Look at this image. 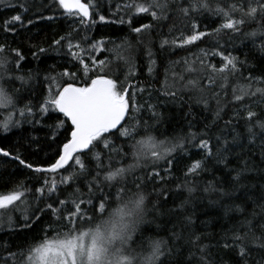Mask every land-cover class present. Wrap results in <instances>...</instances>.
<instances>
[{"label":"trees","instance_id":"1","mask_svg":"<svg viewBox=\"0 0 264 264\" xmlns=\"http://www.w3.org/2000/svg\"><path fill=\"white\" fill-rule=\"evenodd\" d=\"M94 2L97 8L86 25H81L78 18L64 14L62 9L55 6L53 0H4L0 3V45L8 46V50L3 55L11 56V49H19L25 57L20 62L18 71L15 69L13 60V63L9 65L8 74L24 76L25 79L29 74L32 77L28 84L24 85L22 90L24 99L17 105V109L29 103L33 106V114L26 113L23 117L19 115L18 110L0 108V122H3L9 114L13 121H21L19 126L10 125L7 132L0 128V149L11 154L9 157L0 154V195L9 194L21 184L29 190L25 193L23 201L19 203L18 211L11 213L14 220L13 225L7 224L6 216L5 222L0 224V264H25L29 249L39 245L44 239L62 240L70 228L75 229L72 231L73 236L79 235V232L95 227V224L107 215L101 217L99 213H96V218L92 222H80L73 226L69 225L66 220L58 221L57 217L48 211L33 227L23 226V215L33 212L37 204L43 208L46 204L53 203L55 207L60 208L58 201L67 200L69 204L65 206L64 213H61L66 214L67 208L71 207L74 190L78 186L85 200L84 210L89 215H93L92 205L87 204V188L84 186L83 179L79 181V184L73 183L71 187L58 183L56 192L48 193L45 190L41 198V194L35 189L41 186L43 174L34 173L12 159L13 156L19 154L33 166L47 167L55 162L59 148L66 142V137L70 132L68 124L65 125L68 131H65V128L59 129L55 140L52 138L53 129L50 127L66 118L52 111L47 114L41 113L39 106L44 100L48 87L46 76L56 77L61 85L70 82L75 86H84L90 82L85 78L83 66L74 60L69 52L67 47L69 40L73 45L79 43L85 50L81 52L80 49L73 48L72 51L80 53L89 68H94L90 56H95L100 60H109L111 63L107 74L109 76L113 73L118 75L124 87L130 86L129 95L135 93L136 104L140 107V111L131 113L127 123L122 122L124 127L136 121L147 122L151 125L148 132L157 140H172L178 136L187 137L189 132L201 134L205 126L209 125L213 144L216 143L215 136L220 135L221 132H223L222 139H227L229 142L232 141L233 136L240 133L239 143H230L229 152L224 153L230 161L227 167L224 164H216L214 159L209 160L206 161V168L210 170L201 171L195 179L188 178L191 182L190 186L195 189L191 194L184 188L178 189L177 185L185 183L184 173L188 166L193 161L203 158V151L196 147L199 144V135L195 140L189 138L183 149H176L172 153L173 165L170 172H164L167 167L165 160L157 162V170L169 178L163 183L145 182L142 191L147 197L145 203L148 209H151L157 201L163 202L167 197V202L163 203L160 209L164 214L157 216L152 213L145 217L152 223H142L138 226L134 234L137 243L133 247L139 251L138 245L141 239L145 241L148 238L171 239L174 253L179 250L178 258L184 264H203L200 259L202 254L198 250L200 245L208 246L203 254L207 264H245L235 250L225 249L223 243L225 239L231 242L230 237L237 229L246 230L242 228V222L252 218L251 214L254 209L259 212L253 200H258L261 195H264V188L261 187L264 185V172L247 173L240 183L248 187L237 190L231 182V176L235 175L231 170L240 163L237 159L238 155L243 157L245 153L253 152L255 155L251 157V161L260 168H264V164L260 163L261 141L257 139L255 145L248 144L246 125L243 120L238 123L233 121L234 130L233 128L226 129L224 122L232 117L235 110L240 107V105L229 103L232 100L233 87L237 89L241 86L246 87L248 80L245 78L250 76L264 78V52L258 47L260 40L257 39L253 43L252 40L245 38V34L257 28L258 24L248 23L243 26L240 33H233L229 30L215 33L214 30L219 28L225 19L222 15L217 16L211 12H197L185 19L175 11L173 6L169 12V19L156 21L150 14H135L134 8H125L126 4H147L149 0H94ZM176 2L179 3L180 0ZM236 2L238 0H209L213 9L219 6L225 11L228 10L229 4ZM20 5H25L28 10L24 11ZM18 14L21 15V22L10 24L9 28L12 30L5 32V22ZM99 15L105 17V22L99 20ZM47 17H52V19H46ZM234 18L238 19V14ZM29 20L34 23L29 24ZM121 20L124 23H120ZM129 20L131 24L128 23ZM193 22L198 24L199 31L213 33V35L184 47L172 44L173 40L179 43L182 36L191 34ZM144 24H150L152 27L139 34L132 32V28ZM61 37H66L62 44H53V41ZM85 37L88 39L85 40ZM165 39L169 41V44L162 48L161 43ZM98 41H104L106 49L124 45L122 55L129 58L133 74L129 75L128 66L118 60L113 53L107 50L102 53L89 52V45ZM40 48L47 49V51L40 53ZM149 50L152 53L151 58L148 55ZM213 52H223L225 55L237 57L244 63L237 64L238 71L235 73L230 68L223 74L218 71L213 72L211 66L219 69L223 64L222 57L213 55ZM201 61H203V67ZM150 65L151 72L149 71ZM189 67H194L195 71L190 73ZM65 70L77 73V78L73 81L69 77L60 76L59 74ZM99 73L100 69L94 68L88 75L94 78ZM126 76H128L127 80H125ZM181 76L184 77L183 82L180 80ZM207 77L216 81L215 87H203ZM187 80L201 81L202 90L201 88L185 89L183 85ZM221 84H224V88L220 87ZM4 86L11 91L21 88V82L17 80ZM256 87H264V84L253 83V90ZM172 92L176 93L174 97L165 94ZM214 93L217 95L213 96ZM203 100L208 101L207 107L200 102ZM148 105H152L153 109L149 110ZM219 107H224L225 110L221 114L222 118L213 125V117ZM153 111L156 116H153ZM133 116L135 120L132 119ZM138 131L139 135H136L135 139H141L145 135L143 127H140ZM107 138L114 140L116 146L123 144L129 147L131 144V141H124L123 138L117 139L111 135ZM99 150L96 148L93 152ZM91 155L92 153H88V157ZM116 159L118 160L119 157ZM133 163L129 148L128 158L123 161V164L127 166ZM141 163L142 166L134 169L128 177L131 190L124 194V199L132 196L136 191L132 185L133 180L137 177H144L148 171L152 170L151 161L146 162L147 168L143 167L145 162ZM214 164L215 167H213ZM89 166L93 167L91 164ZM73 170L69 168L67 172L61 171L55 178L59 181L61 175H68ZM210 182L215 185L216 189H223L230 195L221 196L219 191L212 190L205 192L204 189ZM119 187L120 185H117L105 189L112 195V201L108 206L109 211L117 206ZM161 189L163 194L158 196L157 191ZM76 196L79 197L80 194L77 193ZM185 200L188 203L182 210L179 209L178 206ZM93 203L98 205L99 201L93 200ZM237 206L243 211H238ZM185 217H190L191 223H188ZM48 229L52 231L49 232ZM257 234H259L258 228ZM177 236L180 237L179 240L176 239ZM196 236L201 237L199 245L190 243ZM9 253L16 254L15 262L9 258ZM175 258L177 257L174 256L173 259ZM258 261L264 264V251L254 249L249 254L247 264H257Z\"/></svg>","mask_w":264,"mask_h":264},{"label":"snow or ice","instance_id":"2","mask_svg":"<svg viewBox=\"0 0 264 264\" xmlns=\"http://www.w3.org/2000/svg\"><path fill=\"white\" fill-rule=\"evenodd\" d=\"M4 0H0L3 3ZM53 3L58 9H62L64 14L69 17H75L79 19L81 25L89 23L94 10L97 8V4L94 0H53ZM175 7L182 17L185 19L192 17L194 13L206 11L211 12L217 16H223L225 22L215 29V33H220L223 30H229L233 33H240L243 26L248 23H257L258 27L245 34L246 39H250L255 43L257 39L260 40L259 49L264 52V0H238L236 3L228 5V10L217 6L212 8L209 0H180L179 3L176 0H149L147 4L131 3L126 4L125 8L135 9V14H150L153 20H167L170 18L169 12ZM24 11H27L25 5H20ZM98 14V13H97ZM238 14L239 18L234 17ZM44 18V17H41ZM46 19H52L47 17ZM21 15H15L11 20L6 21L4 25V31L8 32L12 29L9 28L10 24L21 22ZM99 20L105 22V17L99 15ZM29 24L34 21L29 20ZM95 23V21H92ZM120 23H124L123 20ZM131 24V21H128ZM150 24H144L140 27L132 28V32L141 33L150 29ZM199 26L193 22L191 24V34L182 36L180 42L177 43L173 40L171 43L177 47H184L186 45L194 44L197 41L203 40L204 37L213 35V33L201 32L198 30ZM70 35V34H69ZM66 39L61 37L59 40L53 41V44L60 45ZM88 38L85 37V40ZM169 44L167 39L163 40L161 47ZM69 52L74 60H77L82 66L85 74V78L90 82L84 86H75L74 83L65 82L63 85L59 84L56 77L46 76L45 80L48 82L46 95L44 100L39 106L41 113L47 114L49 111L60 113L65 117L64 120H59L57 124L51 125L53 129L52 138L56 139L57 132L61 128H65L68 124L70 132L66 137V142L58 150V158L54 163L43 166H33L27 163L25 159L21 158L19 154L12 157V159L18 161L19 165L31 170L34 173L43 174V180L41 186L36 188L35 191L41 194V198L45 190L48 193H54L57 191L59 184H64L69 187L73 183L79 184V181L83 179L84 186L87 188L88 200L87 204L92 205L93 215H89L83 208L85 200L82 198L83 193L78 186L73 193V199L71 201V207L67 208L66 214L64 213L65 206L69 204L67 200H59L58 203L61 206L57 208L53 203L46 204L43 208L37 204L36 209L30 214L23 215V226L25 228H31L36 222H38L44 213L50 211L56 217L57 220H66L69 225H76L80 222H92L96 218V213H99L102 218L95 224V227L88 229L87 231L79 232V235L73 236L72 231L74 228H70L64 239L62 240H48L44 239L39 245L29 249V255L25 258L26 264H184L179 256V250L174 249L171 246V239L148 238L140 240L138 245L139 251L134 245L137 241L134 239V234L137 232L138 226L142 223H152L145 219L149 214L155 213L160 216L164 213L160 211L162 204L167 202V197L163 202L157 201L153 204L151 209L146 206L147 197L142 191L145 182L156 181L157 183H163L169 177L162 174L157 170V162L165 160L167 167L164 169L165 173L171 171L173 165L172 153L176 149H183L185 142L191 138L195 140L199 135V144L196 147L203 151V158L201 160L193 161L188 166L184 173L185 183L183 185H177V188H184L189 194L195 189L190 186L191 182L188 181L189 177L195 179L204 170H210L206 168V161L215 160L216 164H224L227 167L228 156L224 153L229 152V144H238L240 133L233 136L232 141L222 139L223 132L220 135L215 136L216 143H212L211 126L206 125L205 130L201 134L189 132L188 136H178L172 140H157L156 137L148 132L151 125L147 122L136 121L129 124L128 127H124V123L131 113L140 111V107L137 106L135 100V93L129 95V87H124L123 82L119 81L118 75L115 73L112 76L107 74L109 69V60H100L95 56H90V60L94 68H99L100 73L94 78L89 77L88 73L93 71L94 68H89L85 63L84 58L80 53L72 51L73 48L80 49L81 52L85 51L81 48L80 44L73 45L71 40L67 45ZM124 45H116L112 49H106L104 41H98L89 45V52H103L105 50L113 53L115 57L126 64L129 68V75L133 74L132 64L129 58L122 55V49ZM8 50L7 45H0V108L18 110L19 115L23 117L26 113L28 115L33 114V106L25 104L23 107L17 109V105L24 99L22 90L24 85H27L29 80L32 79L29 74L28 78L24 76H12L9 75V65L15 61V69L18 71L20 68V62L25 59L19 49H11V56L3 55ZM47 49L40 48L39 52L44 53ZM213 55H219L222 57L223 64L219 69L215 66H211L213 72L225 73L229 68L233 73L238 71L237 64L244 63L238 60L237 57L225 55L223 52H213ZM36 55L35 53L33 54ZM149 58H151V51L149 50ZM154 63V61H152ZM187 63V61H185ZM202 67L203 61H201ZM151 65L149 71L151 72ZM188 71L194 72V67H189ZM62 77H69L73 81L77 78V73L69 72L65 70L59 74ZM128 76L125 77V80ZM248 80V85L241 86L239 89L233 87L231 104L240 105L234 112V115L224 122V127L233 128V121L237 123L241 120L245 122V131L248 137V144L255 145L257 139L260 143V163L264 164V87L252 88L253 83L264 84V78H245ZM19 80L21 82V88L12 89L11 91L4 85L7 83H14ZM180 80L183 82L184 77L181 76ZM227 80V77H225ZM201 81L187 80L184 83L185 89H198L201 88ZM216 81L211 77L206 78V83L203 87H215ZM54 86V87H53ZM224 88V84L220 85ZM202 90V88H201ZM142 91V89H141ZM166 95H176L175 92L165 93ZM217 95L216 93L213 96ZM208 106V101H200ZM219 105V101H217ZM226 107V106H225ZM148 109L152 110L153 106L148 105ZM224 107H219L218 111L213 117V125H215L221 118L224 112ZM241 113H244L241 115ZM153 116L156 113L153 111ZM135 120V117H132ZM20 120L13 121L11 114H9L3 122H0V128L7 132L11 126H19ZM143 127L145 129V135L141 139H135L136 135H139L138 129ZM65 131H68L65 128ZM118 133V135H117ZM115 136L117 139L123 138L124 141H131L129 147L116 146L114 140H109L108 136ZM100 149L93 152V149ZM129 148L131 156L134 160L133 164L125 166L123 161L128 158ZM88 153H92L88 157ZM0 154L5 157H9L11 154L4 149H0ZM255 153H245L243 157L237 156L240 161L236 168L231 171L235 175L231 176V182L236 186L237 190L240 188H246L248 185L241 184L240 182L245 178L249 172L257 171L264 172V168H260L251 161V157ZM116 157H119L117 160ZM87 158V159H86ZM147 168V161L152 162V170L148 171L144 177H137L133 180L132 185L135 188V192L132 196L124 199V194L130 191L131 188L128 184V177L131 175L137 167ZM71 162V163H70ZM93 165L90 167L89 165ZM119 165V166H115ZM215 167V164L213 165ZM69 168L74 170L68 175H61L59 181L55 178L61 171L67 172ZM89 177H91L89 179ZM120 185L117 192L118 203L111 211L108 210V206L112 201V195L110 192H106V188L116 187ZM254 187V185H253ZM264 188V185L261 186ZM219 191L221 196L230 195L223 189H216L213 183H209L204 191L208 192ZM29 191L23 187V184L17 185L16 189L6 195H0V224L6 222L8 225H13V215L10 213L17 210L19 203L24 199L25 193ZM154 191H156L154 189ZM80 196L77 197L76 194ZM163 190L157 191V195H162ZM252 199V197H249ZM93 200L99 201L98 205L93 203ZM188 203L187 200L183 201L178 208L183 209L184 205ZM253 203L259 208V212L253 210L252 218L242 222V228L246 230L237 229L230 237L231 242L225 239L223 247L225 249H233L237 252V255L241 260L247 264L249 254L251 251L259 250L264 251V195H261L258 200H253ZM238 211H243L237 206ZM175 211V210H169ZM39 213V215H37ZM35 217V220H33ZM188 223H191L190 217H185ZM159 227V225H157ZM257 228L259 234H257ZM48 231H52L48 229ZM180 239L179 236L176 237ZM201 237L196 236L190 241L193 245L200 244ZM207 245H200L199 252L202 254L200 259L203 264H207L206 257L203 255L207 250ZM15 253H9V258L15 262ZM177 257L173 259V257ZM257 264H260L258 261Z\"/></svg>","mask_w":264,"mask_h":264},{"label":"rangeland","instance_id":"3","mask_svg":"<svg viewBox=\"0 0 264 264\" xmlns=\"http://www.w3.org/2000/svg\"><path fill=\"white\" fill-rule=\"evenodd\" d=\"M16 211H18V207H17V210H16ZM12 213H13V212H12ZM7 214H8V213H6L5 216H7ZM10 214H11V213H10ZM25 264H26V261H25Z\"/></svg>","mask_w":264,"mask_h":264}]
</instances>
